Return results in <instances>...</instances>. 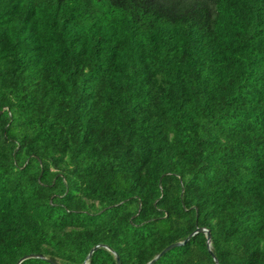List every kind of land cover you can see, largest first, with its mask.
Here are the masks:
<instances>
[{
	"label": "trees",
	"instance_id": "obj_1",
	"mask_svg": "<svg viewBox=\"0 0 264 264\" xmlns=\"http://www.w3.org/2000/svg\"><path fill=\"white\" fill-rule=\"evenodd\" d=\"M0 29V264H146L199 226L264 264V0H0ZM152 264L217 263L198 232Z\"/></svg>",
	"mask_w": 264,
	"mask_h": 264
},
{
	"label": "water",
	"instance_id": "obj_2",
	"mask_svg": "<svg viewBox=\"0 0 264 264\" xmlns=\"http://www.w3.org/2000/svg\"><path fill=\"white\" fill-rule=\"evenodd\" d=\"M198 232H202V233H205L206 234V237H207V246L210 250V252L212 253V256L215 260V262L217 264H220L219 263V260L218 258L216 257V255L213 253V251L211 250V241H212V235H211V231L209 228L207 227H197L196 230L191 233L184 241H180V242H175V243H172L170 245H168L166 248H164L157 256H155L152 260H150L149 262H147L146 264H152L155 260H157L162 254H164L165 252H167L168 250H171L172 248L176 247V246H179L181 244H184L193 234L195 233H198ZM100 247V245H96L91 251H90V254L92 253L93 250H95L96 248ZM89 254V256H90ZM29 257H43L42 254H38V253H30V254H27V255H24L21 259H24V258H29ZM20 259V260H21ZM85 264V263H84ZM117 264H120V261L117 260Z\"/></svg>",
	"mask_w": 264,
	"mask_h": 264
},
{
	"label": "snow or ice",
	"instance_id": "obj_3",
	"mask_svg": "<svg viewBox=\"0 0 264 264\" xmlns=\"http://www.w3.org/2000/svg\"><path fill=\"white\" fill-rule=\"evenodd\" d=\"M73 2H75V0H73ZM93 2H95V0H93ZM44 19H47V17H44ZM46 27H47V25H45V24L41 25L42 30ZM9 39H12L13 42H15L14 38L9 37ZM5 48H6V40L4 37L3 29H0V57L6 56L7 53L5 52ZM57 56H58V54L55 51H53L52 55L50 57H47V59H53L54 60L57 58Z\"/></svg>",
	"mask_w": 264,
	"mask_h": 264
}]
</instances>
